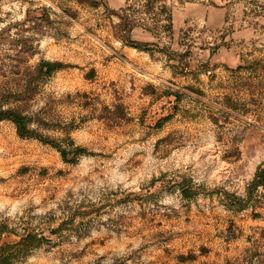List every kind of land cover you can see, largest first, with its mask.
I'll return each mask as SVG.
<instances>
[{"label":"rangeland","instance_id":"obj_1","mask_svg":"<svg viewBox=\"0 0 264 264\" xmlns=\"http://www.w3.org/2000/svg\"><path fill=\"white\" fill-rule=\"evenodd\" d=\"M181 1L0 0L4 264H264V0Z\"/></svg>","mask_w":264,"mask_h":264},{"label":"trees","instance_id":"obj_2","mask_svg":"<svg viewBox=\"0 0 264 264\" xmlns=\"http://www.w3.org/2000/svg\"><path fill=\"white\" fill-rule=\"evenodd\" d=\"M194 2V0H184L181 1V3H189ZM138 6H140L139 9H136V7L133 4H129L126 8L122 10L121 17V24L120 28L121 31L127 32V31H133L139 26H141L145 31L153 33L156 31V25L160 24L162 26L163 22H166L167 24L164 26L165 30L168 32H172L174 29L173 24V13L169 9V6L167 4V0H139ZM142 13L148 17V20L150 22H146L147 20L145 18H135L134 14ZM166 15V19L159 20L157 19V16L159 15ZM125 41L129 44L134 43L131 39L125 36ZM141 45V44H140ZM143 46H149V44H142ZM49 67V70L51 71V65L49 66L43 65L41 66V71L45 72V68ZM47 70V73L49 72ZM11 119L13 120L19 127V133L22 137H31L32 134L28 131V119L26 117H23L21 113H15V114H3V112H0V122L5 119ZM5 254L3 252H0V264H4L5 260Z\"/></svg>","mask_w":264,"mask_h":264},{"label":"crops","instance_id":"obj_3","mask_svg":"<svg viewBox=\"0 0 264 264\" xmlns=\"http://www.w3.org/2000/svg\"><path fill=\"white\" fill-rule=\"evenodd\" d=\"M173 24H174V20H173Z\"/></svg>","mask_w":264,"mask_h":264}]
</instances>
